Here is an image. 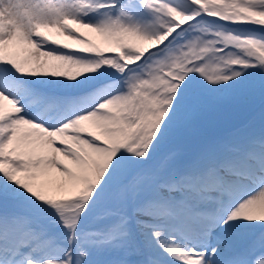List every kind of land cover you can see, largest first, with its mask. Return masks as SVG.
<instances>
[{"label":"snow or ice","instance_id":"snow-or-ice-1","mask_svg":"<svg viewBox=\"0 0 264 264\" xmlns=\"http://www.w3.org/2000/svg\"><path fill=\"white\" fill-rule=\"evenodd\" d=\"M0 264H264V0H0Z\"/></svg>","mask_w":264,"mask_h":264},{"label":"rangeland","instance_id":"rangeland-1","mask_svg":"<svg viewBox=\"0 0 264 264\" xmlns=\"http://www.w3.org/2000/svg\"><path fill=\"white\" fill-rule=\"evenodd\" d=\"M93 38L100 42L98 38ZM259 110V99L226 104L219 114L209 116L206 122L195 124L185 136L170 144L175 145L173 148H176L171 150H175L182 157L188 156L209 138L222 136L244 128L258 130ZM167 147L165 150H167Z\"/></svg>","mask_w":264,"mask_h":264},{"label":"bare ground","instance_id":"bare-ground-1","mask_svg":"<svg viewBox=\"0 0 264 264\" xmlns=\"http://www.w3.org/2000/svg\"><path fill=\"white\" fill-rule=\"evenodd\" d=\"M82 31H85V33L88 34V33H87V30H82ZM92 35H93V37H96L95 34H92ZM96 38L99 39V37H96Z\"/></svg>","mask_w":264,"mask_h":264}]
</instances>
